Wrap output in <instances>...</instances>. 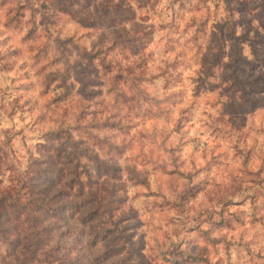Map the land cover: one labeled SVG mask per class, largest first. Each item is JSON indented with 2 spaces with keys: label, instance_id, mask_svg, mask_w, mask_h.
I'll use <instances>...</instances> for the list:
<instances>
[{
  "label": "rangeland",
  "instance_id": "obj_1",
  "mask_svg": "<svg viewBox=\"0 0 264 264\" xmlns=\"http://www.w3.org/2000/svg\"><path fill=\"white\" fill-rule=\"evenodd\" d=\"M0 264H264V0H0Z\"/></svg>",
  "mask_w": 264,
  "mask_h": 264
}]
</instances>
